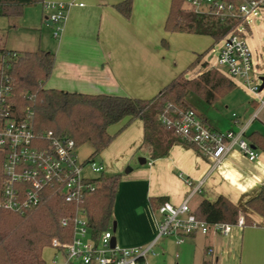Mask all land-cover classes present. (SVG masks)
I'll return each instance as SVG.
<instances>
[{"label":"crops","instance_id":"0c3cea01","mask_svg":"<svg viewBox=\"0 0 264 264\" xmlns=\"http://www.w3.org/2000/svg\"><path fill=\"white\" fill-rule=\"evenodd\" d=\"M48 1L72 4L67 10L61 33L54 41L48 40L49 36L45 39L41 33L43 23L53 27L48 24L51 22L49 16L43 15V3ZM122 1L43 0L38 3L41 4L42 12L40 10L38 14L30 15V23L25 20L26 11L37 4L25 7L21 17H3L5 20L0 22L1 44L4 41L8 50L21 53L39 49L46 51L47 47H42V44H55L50 50L55 53L56 61L46 84L48 88L94 95L150 98L173 80L182 67L178 68L176 64L172 67L167 61V52L158 44V26L162 28L164 24L165 29L166 21H157L149 16L145 3L149 0H134V12L137 8L142 11L139 16L132 11L130 18L115 8ZM19 18L24 19L22 26L18 24ZM31 28L35 32H30ZM252 104L254 108L258 107L257 102L253 101ZM252 117L242 127H247L245 137L248 141L254 132L264 137V133L258 129L249 131L254 122ZM203 118L214 131L220 132L207 117ZM140 137L144 139V132L139 135L137 142H140ZM252 146L258 152H264ZM143 156L145 164L130 169L125 175L119 172V167L108 165V169L115 172L113 174L122 175L112 213V224L116 228L112 232L117 246L146 247L155 240L160 217L152 209L151 198L166 197L168 202L179 205L194 192L190 199L193 211L203 200L214 202L224 196L252 220L251 225L236 228L228 236L214 232L186 236L184 240L199 237L203 241L201 264L205 260H212L216 264H264V217L245 207L246 202L264 186V156L250 161L235 148L225 157L221 168L215 171H212L210 158L180 143L174 145L165 158L152 160L151 148ZM108 160L110 162L111 159ZM202 181L204 184L198 190L196 187ZM168 236L177 245L184 243L177 242L176 236ZM162 239L151 252L152 256L161 260L163 254L155 252V249ZM52 249V263L66 264L64 251ZM179 258L180 254L177 253L175 259Z\"/></svg>","mask_w":264,"mask_h":264},{"label":"trees","instance_id":"16d2710c","mask_svg":"<svg viewBox=\"0 0 264 264\" xmlns=\"http://www.w3.org/2000/svg\"><path fill=\"white\" fill-rule=\"evenodd\" d=\"M41 2L43 0H0V17H21L25 7ZM183 2L172 0L165 23L167 32L206 35L221 42L238 24L184 12L178 6ZM115 8L130 18L133 0H124ZM2 42L0 40V84L9 85L13 95H21V108L14 101L20 113L24 114L28 108L33 110V126L38 133L52 131L56 135L65 134L75 141L78 148L90 144L94 152L88 160H95L121 132L137 120L143 122L144 141L151 148L152 160L167 157L173 146L179 143L198 150L173 129L164 127L159 117L166 110L175 115L177 111L194 109L189 101L192 94L213 105L219 97L227 95L237 86L235 81L211 67L194 78H188L183 72L150 99L67 92L46 87L55 66V53L41 49L24 53L10 51ZM162 45L168 46L165 39ZM204 55H198L190 68L201 64ZM121 123L123 125L117 133L111 135L110 127ZM248 139L264 151V137L261 134L254 132ZM4 160L5 155L0 152V200L5 179ZM121 177V174L101 175L92 181L95 187L93 192L82 199L81 208L86 212L89 228L96 240L109 229L112 222ZM166 202V197L151 198L153 211L157 213ZM245 207L264 217V186L246 202ZM67 209L65 200L53 196L51 191L44 193L43 203L37 209L25 214L0 209V264H46L43 252L45 248L52 247L54 238H59L63 243L73 239L72 234L59 227V220ZM193 212L198 220L210 225L234 224L238 221L241 209L220 196L214 202L203 200ZM244 218L246 226L252 224L250 217L245 215ZM203 264L216 263L205 260Z\"/></svg>","mask_w":264,"mask_h":264},{"label":"built area","instance_id":"2783aa9c","mask_svg":"<svg viewBox=\"0 0 264 264\" xmlns=\"http://www.w3.org/2000/svg\"><path fill=\"white\" fill-rule=\"evenodd\" d=\"M72 4L44 2L49 20L55 28L54 36L61 33L67 10ZM181 10L199 16L219 19L222 22L238 23L223 39L218 65L228 78L242 79L259 100L258 110L252 120L264 111V87L256 85L252 78V54L247 46L245 34L251 32L249 20L264 10V0H184ZM261 80V78H260ZM262 82V81H261ZM166 110L160 123L173 129L181 138L193 144L199 152L210 158L212 171L221 168L225 157L235 148L248 160L255 161L258 151L246 139V128L238 134L214 131L195 109L177 111L171 115ZM34 113L28 108L21 114L14 103L11 87L0 84V152L4 153V182L0 209L25 214L37 209L44 193L51 191L61 197L68 209L59 220V227L72 234L71 242L52 240L54 249L64 251L66 264H149L147 255L163 236H176L183 243L186 236L214 232L230 235L234 229L243 228L245 218L240 215L234 224L210 225L198 220L190 207L194 192L179 205L166 202L157 214L160 217L155 240L146 247H112V229L102 233L96 240L89 228L86 212L81 208L82 199L95 189L93 180L104 174V166L95 160H79L76 143L67 135H56L52 131L38 133L33 126ZM91 170L95 176L85 174ZM204 181L196 187L198 190Z\"/></svg>","mask_w":264,"mask_h":264},{"label":"rangeland","instance_id":"374dc122","mask_svg":"<svg viewBox=\"0 0 264 264\" xmlns=\"http://www.w3.org/2000/svg\"><path fill=\"white\" fill-rule=\"evenodd\" d=\"M145 3L147 5L146 8L148 9L147 11L149 12V16L152 19L155 18L157 21L160 19L166 21L168 12H170L171 9L172 0H149V2ZM178 6L181 7L180 4H178ZM134 9L136 8L134 7L133 0V12ZM40 10L42 12L41 4L32 6L26 11L27 16L25 20L30 23L29 20L32 19H30V15L35 13L38 14L37 12ZM141 11V8H137V11L133 14L139 16ZM43 15L44 17H47L49 16V12L44 11ZM3 20L5 19L0 17V22H3ZM23 20L24 19L21 18L18 19V24L20 26H22ZM249 25L251 27V32L245 34V40L252 54V78L256 81V85L260 87L262 85L260 78L264 77V10L260 11L257 16L252 17L249 20ZM157 31V35L159 36V39H157L158 44H160V46L163 47V50L165 49L167 52V61L170 62L172 67H174L175 64L178 66V68L182 67L176 74L177 76L185 72L188 78H194L199 73L204 72L211 67H214L216 70L221 72L219 70L220 67L218 65V58L224 44L223 40L221 42H216L212 37L206 35L167 32L164 29V24L162 28L159 25ZM30 32H35V30L31 28ZM41 33L44 35L45 39L48 38L47 36H49L50 39L48 38V40H55L54 27L47 26L45 23H43ZM39 36L40 32L37 33L38 38ZM163 38H165L168 44L167 47L162 45ZM52 45L55 44H42V47H47L45 48L46 51H50L53 48ZM201 54H205L201 64L194 68H190L197 56ZM234 81L237 85L236 88L227 95L219 97L213 105L206 103L203 99L194 94L190 95L189 97V101L193 105L192 108L197 110V112H199L203 117H207L211 121L210 123H212L220 131V133L232 131L238 134L242 127L246 125V123L258 109V107H253L252 102H258L259 100L249 90V87L245 85L244 81L239 78L234 79ZM14 96V101L19 108L21 95L14 94ZM152 97L153 96L150 98ZM261 97H264V93L261 94ZM122 125L123 123L120 124V127ZM142 125V120L136 121L133 127L125 132V134L121 132L122 134L120 133L117 136L114 144L112 143V145H110L104 153H101L95 157L99 163L104 165L105 176L115 173L108 169L109 166L119 167V172L123 173V175L126 174L127 170L140 166V159L145 158L143 155L150 152V146L144 141V139H141L140 137V142H137L139 135L144 132ZM120 127L118 124L111 126L109 129L110 134H116ZM254 129H258L264 133V111L262 114H260L259 118L254 120V122L251 124L249 131ZM93 152L94 150L90 144H84L77 149L78 159L85 160L89 158ZM258 153L260 157L264 156V152ZM108 159H111L110 162ZM85 174L88 176H95L91 170H86ZM240 215L245 217L246 214L240 212L239 216ZM113 222L114 219L109 225V227L112 228V231ZM202 242L203 241H201L199 237L194 239H190V237H188L184 240L183 244L177 245L175 244V241L172 237L163 236V239L155 249V252L159 251L161 254H163V260H161V258L152 256V253H150L148 256V262L149 264H201L203 259ZM177 253L180 254L179 259H175V255ZM53 257L54 250L52 247L45 248L43 252V258L47 264H53Z\"/></svg>","mask_w":264,"mask_h":264},{"label":"water","instance_id":"95a60500","mask_svg":"<svg viewBox=\"0 0 264 264\" xmlns=\"http://www.w3.org/2000/svg\"><path fill=\"white\" fill-rule=\"evenodd\" d=\"M48 24H49V25H52L51 22H49ZM261 81H262V86H261V88H263V87H264V77H261ZM145 162H146L145 159H140V164H145ZM129 171H130V169L127 170L126 173H128ZM115 229H116V228H115V224H114L113 230L115 231ZM111 245H112V247H114V246L116 245V241H115L114 238H112V240H111Z\"/></svg>","mask_w":264,"mask_h":264}]
</instances>
